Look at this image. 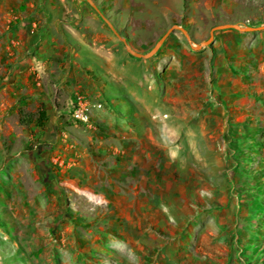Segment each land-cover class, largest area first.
Here are the masks:
<instances>
[{
  "label": "rangeland",
  "instance_id": "rangeland-1",
  "mask_svg": "<svg viewBox=\"0 0 264 264\" xmlns=\"http://www.w3.org/2000/svg\"><path fill=\"white\" fill-rule=\"evenodd\" d=\"M94 2L142 53L264 25V0ZM0 264H264V29L139 58L87 0H0Z\"/></svg>",
  "mask_w": 264,
  "mask_h": 264
},
{
  "label": "water",
  "instance_id": "water-1",
  "mask_svg": "<svg viewBox=\"0 0 264 264\" xmlns=\"http://www.w3.org/2000/svg\"><path fill=\"white\" fill-rule=\"evenodd\" d=\"M94 8L95 10L100 14V16L103 18V20L105 22H107V24L110 26V28L113 30V32L126 44L128 50L135 55L136 57H144V58H149L152 57L153 55H155L159 49L162 47V45L164 44V42L166 41V39L168 38V36L176 29L181 30L184 35L186 36V38L188 39V41L190 42V44L192 45L193 48H195L196 50H199L201 48H203L204 46L209 45L211 42H213L214 37H215V31L217 30H221V29H227V28H234L240 31H258V30H263L264 29V25L261 26H241L240 24L237 23H227V24H219L214 26L211 29L210 32V36L207 40L199 43V44H194L192 37L189 33V31L187 30V28H185L184 26H181L179 24H173L171 27H169L166 32L158 39V41L156 42V44L151 48L150 51H148L147 53H142V52H138L135 51L129 44H128V40L126 37L122 36L120 34V32L116 29V27L113 25V23L108 19V17L100 10V8L97 6V4L94 2V0H87Z\"/></svg>",
  "mask_w": 264,
  "mask_h": 264
},
{
  "label": "built area",
  "instance_id": "built-area-1",
  "mask_svg": "<svg viewBox=\"0 0 264 264\" xmlns=\"http://www.w3.org/2000/svg\"><path fill=\"white\" fill-rule=\"evenodd\" d=\"M72 117L79 122L91 124L93 118L92 112L84 95H78L73 102Z\"/></svg>",
  "mask_w": 264,
  "mask_h": 264
},
{
  "label": "crops",
  "instance_id": "crops-1",
  "mask_svg": "<svg viewBox=\"0 0 264 264\" xmlns=\"http://www.w3.org/2000/svg\"><path fill=\"white\" fill-rule=\"evenodd\" d=\"M63 46V45H62ZM66 49V48H65ZM73 79V73H71V74H67V73H65V72H63L61 75H60V77H59V81L61 82V83H64L66 80H68V82H69V80L70 79ZM133 157H134V161H136L135 160V156L133 155ZM126 158L124 157V160H125ZM132 167L134 168L135 166L134 165H132Z\"/></svg>",
  "mask_w": 264,
  "mask_h": 264
},
{
  "label": "trees",
  "instance_id": "trees-1",
  "mask_svg": "<svg viewBox=\"0 0 264 264\" xmlns=\"http://www.w3.org/2000/svg\"><path fill=\"white\" fill-rule=\"evenodd\" d=\"M41 115H42L41 119L43 120L46 117V111L42 110L41 111Z\"/></svg>",
  "mask_w": 264,
  "mask_h": 264
},
{
  "label": "flooded vegetation",
  "instance_id": "flooded-vegetation-1",
  "mask_svg": "<svg viewBox=\"0 0 264 264\" xmlns=\"http://www.w3.org/2000/svg\"><path fill=\"white\" fill-rule=\"evenodd\" d=\"M253 17H255V16H253Z\"/></svg>",
  "mask_w": 264,
  "mask_h": 264
}]
</instances>
